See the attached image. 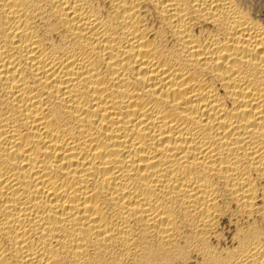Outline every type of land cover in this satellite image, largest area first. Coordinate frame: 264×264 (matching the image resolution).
Segmentation results:
<instances>
[{"label":"bare ground","instance_id":"obj_1","mask_svg":"<svg viewBox=\"0 0 264 264\" xmlns=\"http://www.w3.org/2000/svg\"><path fill=\"white\" fill-rule=\"evenodd\" d=\"M0 264H264V0H0Z\"/></svg>","mask_w":264,"mask_h":264}]
</instances>
